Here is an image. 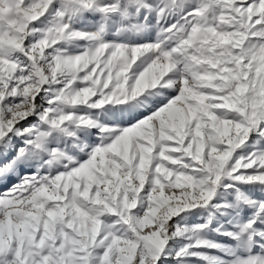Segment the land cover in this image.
Wrapping results in <instances>:
<instances>
[{"label": "snow or ice", "instance_id": "obj_1", "mask_svg": "<svg viewBox=\"0 0 264 264\" xmlns=\"http://www.w3.org/2000/svg\"><path fill=\"white\" fill-rule=\"evenodd\" d=\"M0 264H264V0H0Z\"/></svg>", "mask_w": 264, "mask_h": 264}, {"label": "rangeland", "instance_id": "obj_2", "mask_svg": "<svg viewBox=\"0 0 264 264\" xmlns=\"http://www.w3.org/2000/svg\"><path fill=\"white\" fill-rule=\"evenodd\" d=\"M3 161L2 160H0V163H2ZM13 181L12 180H10L9 181V184H11ZM9 184H3V185H0V190H3L4 188H7L8 186H9Z\"/></svg>", "mask_w": 264, "mask_h": 264}]
</instances>
